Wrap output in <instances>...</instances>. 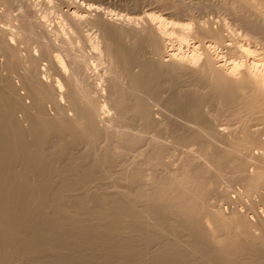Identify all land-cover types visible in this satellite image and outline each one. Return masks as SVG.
<instances>
[{
	"label": "bare ground",
	"instance_id": "bare-ground-1",
	"mask_svg": "<svg viewBox=\"0 0 264 264\" xmlns=\"http://www.w3.org/2000/svg\"><path fill=\"white\" fill-rule=\"evenodd\" d=\"M57 5L68 37L55 40L26 0H0V264H23L24 253L33 258L56 248L66 251L64 262L84 264L89 260L78 252L84 243L134 262L138 248L156 242L143 261L187 264L195 253L198 264H264V210L254 208L264 200V138L257 136L264 127V77L246 70L231 77L221 56L208 53L217 46L234 55L233 66L237 57L264 65V0ZM221 8L243 37L212 15ZM173 32L180 45L192 38L188 57L180 45L178 52L167 45ZM144 47L147 54H138ZM91 57L106 62L104 92L87 73ZM186 72L191 78L180 77ZM161 107L169 112L164 118ZM222 115L237 117V124L223 126ZM164 133L175 146L198 151L181 177L161 171ZM121 179L130 189L88 186ZM233 181L253 223L238 210L223 217L215 209L216 197L231 201L226 187ZM64 196L71 199L62 206ZM180 227L192 241L183 244Z\"/></svg>",
	"mask_w": 264,
	"mask_h": 264
},
{
	"label": "rangeland",
	"instance_id": "rangeland-1",
	"mask_svg": "<svg viewBox=\"0 0 264 264\" xmlns=\"http://www.w3.org/2000/svg\"><path fill=\"white\" fill-rule=\"evenodd\" d=\"M26 2L28 3V5L31 6L32 10L34 11L35 15L42 18V23L46 29V31L48 32V34L51 36L52 39L57 40L58 38H67L68 37V32H67V27H68V23L65 22L66 20L64 19V17L61 14V10L60 7L57 5V0H26ZM55 8V9H54ZM58 9V10H56ZM216 10V11H215ZM212 13L213 16L218 17L220 19H223L225 22H231L230 26L232 25V28L234 27L235 31L239 34V36L241 35V37L244 36L243 30L238 27L237 21H231L233 20L231 17V15H229L228 12H226L223 8L221 9H215ZM123 11H121L122 13ZM14 13V12H13ZM196 14H198L196 12ZM211 15V14H208ZM107 17H110L112 19L115 20V18L119 21L121 16L120 15H106ZM231 18V19H230ZM6 20V19H5ZM11 22V21H10ZM234 22V23H233ZM6 24V23H5ZM67 25V26H66ZM7 27H9V25H5ZM163 28L165 30L172 31L171 27L169 24H164ZM92 29L90 31V40L94 39L95 33H93ZM66 33V34H65ZM93 35V36H92ZM177 33L173 32L170 35H166L167 37L165 38L167 45H173V52H178V50L180 49L179 53L182 55H185L186 57L189 56V54L191 53V45L193 43L192 42V38L191 37H187V42H183L181 43V45L179 44V39L176 36ZM243 35V36H242ZM169 39V40H168ZM172 40V41H171ZM170 41V43H169ZM188 43V44H186ZM180 47L182 48H179ZM185 45V46H184ZM170 47V46H169ZM179 48V49H178ZM214 47H210L208 48V53L211 55V57H215V55H220V62H223V67H224V72L228 73L229 76L231 77H238L240 75V72L243 70H246L252 77L254 78H261L264 77V65H258V66H252L249 65L248 63L244 62L243 57H237L235 58L236 61H239V65L237 66H233L232 64V58L234 55H230V54H222L219 49V47L215 46ZM144 50L142 52H139L138 54H147V50L145 49V47L143 48ZM175 49V50H174ZM90 48H87V53L88 56H91L93 54V52H90ZM92 51V50H91ZM220 53V54H219ZM224 55V57H223ZM242 58V59H241ZM224 59V60H223ZM231 59V60H230ZM187 60L190 61V59L188 58ZM101 60H99L98 58H94L91 57V59H89V64L87 66V73L90 76V78L92 80H94L97 84L98 87L100 88L101 92H104V86H103V81H102V77L104 75V73H106L105 71V64L106 62L104 61L103 63L100 62ZM243 61V62H242ZM65 62V59H64ZM221 62V63H222ZM230 63V64H229ZM102 64V65H101ZM183 75V76H182ZM98 78H97V77ZM186 76V77H185ZM188 76H190L191 78V74L189 72L183 73L180 75L181 78H185L187 79ZM96 78V79H95ZM14 82H16L15 84L18 86L19 82L17 80V78H14ZM194 86V85H192ZM197 86V84L195 85ZM200 87L199 90L201 91H205V87L201 86L199 84ZM203 87V88H202ZM19 92H22V89H19ZM47 108L50 112H52V108H51V104L48 103L47 104ZM163 109V112L160 113L161 118H164L163 115L169 113L165 108L161 107ZM111 112V110H110ZM241 112V113H240ZM239 113L242 114L244 111H240ZM220 122L223 123V126H227V124L229 123L230 125L233 124H237V117L235 116H226V115H222L220 116ZM226 123V125H225ZM256 123V122H255ZM262 124L258 123L257 125H251V128L254 129L257 126H261ZM263 127V126H262ZM258 138L262 139L264 138V127L261 131V133L257 134ZM162 141L168 145L167 150H165L164 153V159H165V166L164 169H162L161 171L163 173H168V174H172L178 177H181L183 175V173L185 172V170L187 168H189V165H184L186 163V161L190 162V161H195L198 159V151L196 150L195 145L189 146L187 149L184 146H175L176 144L173 142V138L171 135L164 133L162 135ZM143 145V144H142ZM139 146L138 148H136L135 150H131V154H136L139 150H141L143 146ZM172 148V149H171ZM170 149V150H169ZM140 156L137 155L135 158H139ZM190 160V161H189ZM149 170H144L142 172V175H144V177L148 178L149 175ZM161 172V173H162ZM228 184V182L225 181L221 182L222 186H226ZM232 186H227V192L229 193L228 195L230 196L231 201H228L226 199H221L219 197H216V207L215 209L218 210L221 215L223 217H230L232 215V212L234 210H236V212H240V214L242 213V216L246 217V219L251 222V221H255L252 209H248L249 207L245 206L244 203L241 201L244 200V198L241 199H236L237 195L235 194V192H233L234 188H238L239 187V183H237V181H233ZM90 188L94 189L98 188L99 191H101L102 189L105 188V190H128L130 189V185L128 183L125 182V180L121 179L118 181L117 184L111 185L109 182H107V180H104L103 182L100 183V186H96L94 183H91L88 185ZM229 188V189H228ZM233 188V189H232ZM71 192L70 187L66 189V191ZM230 190V191H229ZM231 192V193H230ZM236 196V197H235ZM233 197V198H231ZM235 197V198H234ZM54 199V198H53ZM70 196H64L61 198V204L62 206L68 205L69 201H70ZM236 200H240V201H236ZM236 201V202H235ZM244 206V207H243ZM256 207H254L256 210L260 211L261 213H263L262 211L264 210V200L259 203L256 202ZM247 207V208H246ZM246 208V209H245ZM238 210V211H237ZM238 212V213H239ZM244 214V215H243ZM253 215V216H252ZM244 217V218H245ZM173 219L171 220V222L173 223ZM251 222V223H253ZM120 229L121 230H126L127 228H124V223H120L119 224ZM177 226V225H176ZM233 227V226H232ZM183 227H180L181 232H179L180 237L182 238V242L187 243L189 241H192V237L188 236L184 230H182ZM129 232H127V234H129ZM131 235V234H130ZM167 237H165L166 239ZM167 242L170 241V239H166ZM181 242V243H182ZM158 244L156 243H150L147 246H143L142 248L140 247L135 251V254L131 255L134 256V262L127 260L126 258H124L123 256L120 255H112V256H107V254L105 253V250L103 252L102 248H94V247H89L87 244L84 243V245H80L79 248L80 250L78 251L79 254L83 257H86L89 262L88 263H84V264H151L150 261H143L142 258L145 257H149L151 255V252L153 250H156ZM151 251V252H150ZM66 251L61 249L58 250L57 248L55 250L52 251V253H49L48 251L45 252H41L39 254L34 255V257L32 258L29 254L24 253L22 255H20L21 259H22V263L23 264H75L76 260L74 259H70L69 263H66L62 260V258L64 257ZM33 259H35V262ZM34 261V263H32V261ZM185 261L187 264H198L199 263V257L196 256L195 253H191L190 255L185 257ZM77 264H81V263H77ZM170 264H175L174 262H171Z\"/></svg>",
	"mask_w": 264,
	"mask_h": 264
}]
</instances>
